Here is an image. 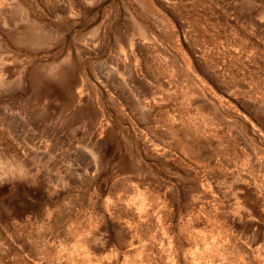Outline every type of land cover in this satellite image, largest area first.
Here are the masks:
<instances>
[{"label":"rangeland","instance_id":"obj_1","mask_svg":"<svg viewBox=\"0 0 264 264\" xmlns=\"http://www.w3.org/2000/svg\"><path fill=\"white\" fill-rule=\"evenodd\" d=\"M0 264H264V0H0Z\"/></svg>","mask_w":264,"mask_h":264},{"label":"bare ground","instance_id":"obj_2","mask_svg":"<svg viewBox=\"0 0 264 264\" xmlns=\"http://www.w3.org/2000/svg\"><path fill=\"white\" fill-rule=\"evenodd\" d=\"M28 33L27 37H43L44 35L48 34V31L45 27L42 25L33 22L30 26L27 28Z\"/></svg>","mask_w":264,"mask_h":264}]
</instances>
